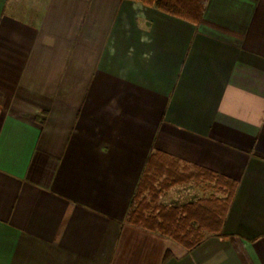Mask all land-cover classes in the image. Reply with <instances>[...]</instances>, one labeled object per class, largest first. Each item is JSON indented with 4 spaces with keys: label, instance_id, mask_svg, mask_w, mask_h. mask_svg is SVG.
Masks as SVG:
<instances>
[{
    "label": "crops",
    "instance_id": "1",
    "mask_svg": "<svg viewBox=\"0 0 264 264\" xmlns=\"http://www.w3.org/2000/svg\"><path fill=\"white\" fill-rule=\"evenodd\" d=\"M153 153L236 183L220 233L127 221ZM0 264H264V0H0Z\"/></svg>",
    "mask_w": 264,
    "mask_h": 264
},
{
    "label": "trees",
    "instance_id": "2",
    "mask_svg": "<svg viewBox=\"0 0 264 264\" xmlns=\"http://www.w3.org/2000/svg\"><path fill=\"white\" fill-rule=\"evenodd\" d=\"M137 1L143 3L144 5L155 7L164 12L185 18H190L193 20H197L201 17L205 4L207 2V0H137ZM157 156H165V155L156 154V153L151 154L146 160L141 179L143 178V175L145 173L146 166H148V164L153 162V160H155ZM165 157L169 159H173L168 156ZM175 161L178 162L177 160ZM185 168L189 170H187V172H184L185 174L182 173V175H180L179 179H181V181L188 180L191 177L192 178L198 177V179L201 178L206 182H211L212 185L218 191H220L221 194H223V196H221L220 198L211 196L203 200L184 204L181 207H172L170 209L163 208L161 212H159L157 215L141 216L139 215L140 214L139 211H135L134 213L133 211L131 212V210H128L127 221L132 224L139 225L150 230L158 231L161 234L169 236L175 239L176 241L182 243L184 246L191 248L201 243L203 239L206 236H208L200 230V227L203 226L201 224L202 221L201 215L203 213H206V217H207L208 214L207 211H209L208 215L211 216L212 219H215L214 221L218 222L217 227L211 228L209 230L212 231V233L214 234L220 232L236 187V183L233 180H230L224 176L215 174L210 171L201 170V169L193 170L188 167ZM141 179L138 185L140 184ZM138 185L135 190L133 200L130 204V208L134 203ZM221 208L223 214H221L220 216L218 214L216 215V212L219 213L221 211ZM133 216L134 219H131V217ZM216 216H218L219 218H216ZM198 222L200 223L198 224ZM206 228L208 229V227Z\"/></svg>",
    "mask_w": 264,
    "mask_h": 264
},
{
    "label": "rangeland",
    "instance_id": "3",
    "mask_svg": "<svg viewBox=\"0 0 264 264\" xmlns=\"http://www.w3.org/2000/svg\"><path fill=\"white\" fill-rule=\"evenodd\" d=\"M187 170L189 169L173 159H169L165 156H157L153 162L146 166L143 178L138 185L134 203L129 210L134 213L135 211H139V215L141 216L157 215L163 208L170 209L172 207H181L184 204L203 200L211 196L216 198L223 196V194H221L211 182H206L201 178L198 179V177H191L188 180L181 181V179H179L180 175H182V173L185 174L184 172H187ZM189 183L194 185L195 191L200 195L199 198L187 202L168 203V200L165 197V192L173 186L188 185ZM199 188L201 192L198 191ZM207 212L209 214V211ZM208 214V218L206 217V213L201 215V224L203 226L200 227V230L206 235H213L214 233L209 229L217 227L218 222L214 221L215 219H212ZM217 214L219 216L223 214L222 208L219 213L216 212V215ZM216 218L219 217L216 216ZM131 219H134V216L131 217ZM199 223L200 222H198V224ZM206 227H208V229Z\"/></svg>",
    "mask_w": 264,
    "mask_h": 264
}]
</instances>
